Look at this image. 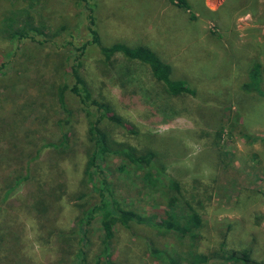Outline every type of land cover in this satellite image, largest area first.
Wrapping results in <instances>:
<instances>
[{
    "label": "rangeland",
    "instance_id": "rangeland-1",
    "mask_svg": "<svg viewBox=\"0 0 264 264\" xmlns=\"http://www.w3.org/2000/svg\"><path fill=\"white\" fill-rule=\"evenodd\" d=\"M183 1L0 0V264H192L196 252L207 254L198 264H264V0ZM115 43L148 47L192 95L169 94L120 53L105 59L99 47ZM75 65L122 120L100 128L154 155L158 170L102 161L118 204L155 219L193 211L200 225L185 234L114 225L107 261L97 218L76 234L98 194L83 175L93 117L68 89V115L58 102Z\"/></svg>",
    "mask_w": 264,
    "mask_h": 264
},
{
    "label": "trees",
    "instance_id": "trees-1",
    "mask_svg": "<svg viewBox=\"0 0 264 264\" xmlns=\"http://www.w3.org/2000/svg\"><path fill=\"white\" fill-rule=\"evenodd\" d=\"M85 1V0H79ZM173 1V0H169ZM179 5L184 9L187 8L183 0H177ZM91 18V16H90ZM92 19V18H91ZM92 21L90 20V26ZM28 27V26H27ZM91 34V40L93 42L97 41L96 33L92 28H88ZM10 31V30H9ZM23 35H26L22 30H11L10 37L20 38ZM30 35V34H29ZM27 34V39L30 40L32 37ZM99 51L104 56L105 59L109 60L111 55L114 53H120L124 58L128 60H136L137 62L146 65L151 77L160 82L165 90L171 95L177 94H188L192 95V89L188 86L187 82L182 79H171L170 68L167 64L161 61L154 52H152L148 47L143 45H137L129 47L122 44H112L109 46H100ZM70 75L72 77L73 83L68 86L63 83L58 91V102L62 109V112L65 115L69 114V110L66 108L63 92L68 89L73 94H75L80 104L84 107L85 113L91 115L93 118L88 121L87 124V134L90 142V152L87 155L83 175L87 181L90 183V187L97 191V200L90 205H87L80 214V217L77 219L76 223V234L83 237L86 233V226L95 218L98 219L100 227V248L98 257L104 258L105 261L110 257L111 254V239L113 236V226L120 225L123 228H127L131 223L148 225L156 230L165 231L167 229L175 228L181 234H185L191 228H196L200 225V219L191 211L190 216L179 217L169 215L164 213L162 216L155 215L151 216H142L129 208H123L118 204L116 197L112 191L111 184L106 179V175L103 172L101 163L108 156H120L123 157L127 162L135 165L138 168H153L157 169V165L154 162V155L151 151H145L143 153H136L134 148L125 144L114 143L107 133L100 128L99 123L102 119H106L116 126L121 125L122 120L112 113L109 107L91 96V92L87 87L85 80L79 74L76 65L70 67ZM260 76V65L255 62L252 64V67L249 72L251 87L257 91L258 89V77ZM248 83L244 86H249ZM67 135L66 133H61L59 145L66 144ZM144 177L146 180L149 179V173H145ZM153 183V182H152ZM174 188L177 189V185L173 184ZM152 252L149 248V252ZM155 257L163 254L162 251L153 249ZM231 255L237 254L236 252H230ZM207 254L203 253H192L190 255L191 263L198 264L204 263L207 260ZM240 257L242 259L247 258L245 253H241Z\"/></svg>",
    "mask_w": 264,
    "mask_h": 264
}]
</instances>
